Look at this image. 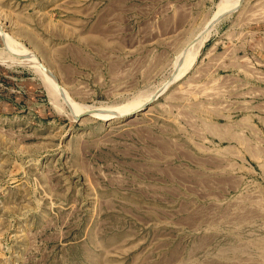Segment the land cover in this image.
I'll use <instances>...</instances> for the list:
<instances>
[{
	"label": "rangeland",
	"instance_id": "obj_1",
	"mask_svg": "<svg viewBox=\"0 0 264 264\" xmlns=\"http://www.w3.org/2000/svg\"><path fill=\"white\" fill-rule=\"evenodd\" d=\"M220 1L0 0V264H264V0Z\"/></svg>",
	"mask_w": 264,
	"mask_h": 264
},
{
	"label": "bare ground",
	"instance_id": "obj_2",
	"mask_svg": "<svg viewBox=\"0 0 264 264\" xmlns=\"http://www.w3.org/2000/svg\"><path fill=\"white\" fill-rule=\"evenodd\" d=\"M238 3H239V0H221L220 1V4H219V9H218V12H217V14H216V16L217 15H219V14H222V12H225V11H227V10H230V9H232V8H236V6L238 5ZM220 17V16H219ZM207 35H205V38H207L206 37ZM10 37V36H9ZM204 37V36H203ZM7 38V40H8V37H6ZM10 39H11V37H10ZM13 39V38H12ZM12 39L10 40V41H12ZM201 39V38H200ZM6 40V39H5ZM14 40V39H13ZM202 40V39H201ZM9 41V40H8ZM9 41V42H10ZM203 41V40H202ZM7 42V41H6ZM8 42V43H9ZM13 43H9V46L7 47V48H9V49H6V50H10V52L12 53L11 54V58L10 59H12L13 60V62L14 61H22V63L24 62V63H26L27 65L29 64L30 66H32V67H34V68H36V69H38V70H40V72H41V74L43 73L46 77H48V79L51 81L53 78L52 77H50L49 76V74H47V71L46 70H44L43 68H40L39 66H38V64H39V61H38V58H37V56L34 54V53H32V54H29V53H25V52H23V50L24 49H20V45H19V42H18V44H16L14 41H12ZM7 43V44H8ZM200 44H201V41H200ZM192 49V48H191ZM26 50V49H25ZM24 50V51H25ZM197 50V49H196ZM195 50V51H196ZM7 51V52H8ZM191 51V50H190ZM26 52H28L27 50H26ZM22 53V54H21ZM190 53H192V52H190ZM189 53V54H190ZM188 55V54H187ZM191 57L192 58V56L191 55H188V57ZM187 57V56H186ZM8 58V57H7ZM186 60V62L188 61L187 60V58L185 59ZM15 63V62H14ZM189 63H191V62H189ZM186 64V63H185ZM187 64H188V62H187ZM40 65V64H39ZM184 65V64H183ZM183 67H185V66H183ZM182 67V68H183ZM181 68V69H182ZM187 68H188V65H187ZM184 69V68H183ZM183 69H182V71H181V74L183 73ZM186 69V68H185ZM184 69V70H185ZM52 78V79H51ZM53 84V83H52ZM56 84V83H55ZM51 85V84H50ZM52 86V85H51ZM55 90H57V89H55ZM69 98V97H68ZM69 101H70V99H69ZM70 104V103H69ZM73 104V102L71 101V105ZM75 104V103H74ZM78 105V104H77ZM77 105H75V107H73L72 109H75V112H76V110H78L77 112H79V110L80 109H78V108H81L82 106V104L81 105H79L78 106V108L76 109V107H77ZM84 106V105H83ZM86 106V105H85ZM89 106V105H88ZM137 106V105H136ZM83 108V107H82ZM92 108V107H91ZM87 109V110H90V111H93V109ZM95 108V107H94ZM106 108V107H105ZM86 109V108H85ZM99 109V108H98ZM139 109V108H138ZM81 110H83V109H81ZM101 110V109H100ZM86 111V110H85ZM95 111H97V109L95 108ZM74 112V111H73ZM72 112V113H73ZM76 112V113H77ZM74 114V113H73ZM95 114V113H94ZM98 114V113H97ZM100 115V113L98 114V116ZM103 115H104V113H103ZM108 115V114H107Z\"/></svg>",
	"mask_w": 264,
	"mask_h": 264
},
{
	"label": "water",
	"instance_id": "obj_3",
	"mask_svg": "<svg viewBox=\"0 0 264 264\" xmlns=\"http://www.w3.org/2000/svg\"><path fill=\"white\" fill-rule=\"evenodd\" d=\"M236 8H238V7H236ZM236 8H233V9H231L230 11H228V12H226L223 16H225L226 14H229L230 12H232L233 10H235ZM215 22H213L212 23V25L214 24ZM40 66H41V68H43L44 70H46L47 71V73L57 82V84H59V81H58V79H57V77H56V75L53 73V71H51L50 70V68L48 69L47 68V66L43 63V62H41V60H40ZM60 85V84H59ZM61 86V85H60ZM63 94H64V92H63ZM156 97V95H154L152 98H151V100H153L154 98ZM94 112H102V113H108V114H117V112L116 111H114V110H104V109H102V110H97V111H94ZM90 113H93V111H85V112H83V113H81V115H87V114H90Z\"/></svg>",
	"mask_w": 264,
	"mask_h": 264
}]
</instances>
